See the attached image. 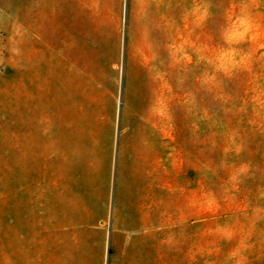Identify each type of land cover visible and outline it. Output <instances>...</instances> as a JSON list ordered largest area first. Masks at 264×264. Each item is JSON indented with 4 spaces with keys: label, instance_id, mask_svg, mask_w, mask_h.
I'll return each instance as SVG.
<instances>
[{
    "label": "rangeland",
    "instance_id": "1",
    "mask_svg": "<svg viewBox=\"0 0 264 264\" xmlns=\"http://www.w3.org/2000/svg\"><path fill=\"white\" fill-rule=\"evenodd\" d=\"M65 6L82 103L34 47L26 132L23 0H0V264H264V0Z\"/></svg>",
    "mask_w": 264,
    "mask_h": 264
},
{
    "label": "bare ground",
    "instance_id": "2",
    "mask_svg": "<svg viewBox=\"0 0 264 264\" xmlns=\"http://www.w3.org/2000/svg\"><path fill=\"white\" fill-rule=\"evenodd\" d=\"M57 2L59 0H23L21 21L24 41L23 87L26 132L29 131L31 103L35 100L32 88L37 84L36 79L32 76V65L30 66L31 49L34 47H37L46 56L45 62L40 67V72L45 75L48 86L50 85L48 94L52 96L53 100L63 106L68 105L69 102L76 105L82 103L81 89L86 71L82 54V23L78 18H76L75 24L72 23V11L67 9L68 6L63 7L60 12L57 11ZM60 94H67V96L63 97ZM145 144L148 145L149 142L146 141ZM131 172L128 179L135 177V173ZM124 174L122 171V178H124ZM149 176L148 173L147 177ZM159 179L161 180V177ZM122 196H125L129 201L133 198L132 193H123L119 190L118 199H121ZM126 212L127 219H131L134 214L130 208ZM119 213H121L120 210ZM121 215L119 214V217L123 218L124 214Z\"/></svg>",
    "mask_w": 264,
    "mask_h": 264
}]
</instances>
